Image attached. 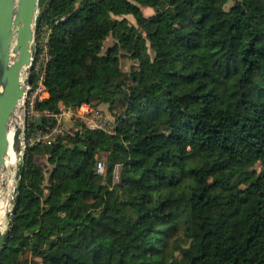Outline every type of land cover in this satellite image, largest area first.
<instances>
[{"label": "trees", "instance_id": "trees-1", "mask_svg": "<svg viewBox=\"0 0 264 264\" xmlns=\"http://www.w3.org/2000/svg\"><path fill=\"white\" fill-rule=\"evenodd\" d=\"M38 8L29 84L48 95L26 118L0 264H264V0ZM83 104L114 111L112 131L32 141Z\"/></svg>", "mask_w": 264, "mask_h": 264}, {"label": "water", "instance_id": "water-1", "mask_svg": "<svg viewBox=\"0 0 264 264\" xmlns=\"http://www.w3.org/2000/svg\"><path fill=\"white\" fill-rule=\"evenodd\" d=\"M38 4L39 0H0V170L9 148L10 120L27 96ZM20 134L21 128H18L14 134L18 148ZM14 191L13 204L18 199ZM3 239L4 234H0V244Z\"/></svg>", "mask_w": 264, "mask_h": 264}, {"label": "rangeland", "instance_id": "rangeland-1", "mask_svg": "<svg viewBox=\"0 0 264 264\" xmlns=\"http://www.w3.org/2000/svg\"><path fill=\"white\" fill-rule=\"evenodd\" d=\"M38 9L39 8H37V13H38ZM144 13L146 15H149V14L152 13V10L146 8V9H144ZM127 17H128V20H129L130 23H132V24L135 23L134 19L131 16H127ZM48 33H49V31L46 28L41 29L39 31V33H35V38H36L37 35L39 37L37 41L34 40V45H33V51H34V47L36 45L38 47L37 48L38 49V53L36 55L33 53L34 71H37V72L41 69L42 65L44 64V62L46 60V51L45 50H46V43H47ZM113 43H114V40L112 39V37H108L105 40V42H104V50L107 47L111 46ZM33 62H32V65H33ZM132 64H133V61L130 60L129 58L121 57L120 67H121V69L123 71H127ZM31 71H32V68H31L30 72L28 73V77H30ZM47 95L48 94H47L46 91L45 92L44 91L39 92V97L40 98L47 97ZM99 109L109 119L110 122L114 121V118H115L114 115H113L114 111L111 112L108 109L107 105H101L99 107ZM18 112L20 113V116L22 117L21 118L20 147H19L20 155H19V159H18L17 165L12 170L11 183H10L9 190L7 191V195H8L7 196L8 209H7L6 214L3 217V224H2V228H1L0 234H5L6 231L8 230L9 220H10V216H11V214H9V213H11V211H12L13 201H14V197H15V191L14 190L16 189L17 182H18V178L16 177V173L19 170V164L21 163L22 153H23V150L25 148V141H24L25 122H26V118L29 117V115L33 114V111H28L27 110L26 98L24 99V102H23V104L20 107ZM58 120H59V123H60V125H61V127L63 129V132L64 131H70L78 123V120H76L73 117H68L65 114L59 115L58 116ZM104 160H105V157L103 155L98 157V161H101L103 163V171H104ZM36 162L41 165L44 162V160H43L42 157H36ZM103 171L101 172V174H103ZM115 173L117 175V171H115ZM226 175H227V172L226 171H222V172H220L219 177L224 179L226 177ZM117 180H118V178H117V176H115L114 181H117ZM1 182L2 181H1V178H0V190H2V194H3L4 185Z\"/></svg>", "mask_w": 264, "mask_h": 264}, {"label": "built area", "instance_id": "built-area-1", "mask_svg": "<svg viewBox=\"0 0 264 264\" xmlns=\"http://www.w3.org/2000/svg\"><path fill=\"white\" fill-rule=\"evenodd\" d=\"M46 91L44 86L42 85V77L39 78L38 86L35 89H32L30 84L27 88V96H26V107L29 111H32L34 102L38 99H42L39 97V92ZM67 115L68 117H73L78 121H82L88 128L90 129H100L105 132H111V123L109 119L98 110L92 109L89 105L83 104L75 109H67L62 111L60 114L57 115ZM63 133V129L59 123L57 125L45 132H39L35 138L32 139L33 142H45L50 143L55 140V138ZM25 141V140H24ZM103 171V163L101 161L97 162V172L101 173Z\"/></svg>", "mask_w": 264, "mask_h": 264}, {"label": "bare ground", "instance_id": "bare-ground-1", "mask_svg": "<svg viewBox=\"0 0 264 264\" xmlns=\"http://www.w3.org/2000/svg\"><path fill=\"white\" fill-rule=\"evenodd\" d=\"M22 103L18 105V109H16L15 114L10 120L9 128H8V140H9V148L5 158V163L0 170V178L1 183L4 185L3 194L2 190H0V232L3 224V217L8 209V199H7V191L9 190L11 178H12V170L17 165L19 159V148L15 146L14 143V134L18 128H21V116L18 112Z\"/></svg>", "mask_w": 264, "mask_h": 264}]
</instances>
